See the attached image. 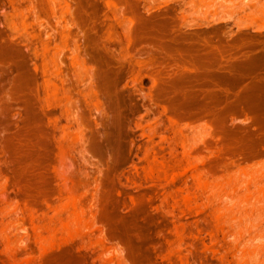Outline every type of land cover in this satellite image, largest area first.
<instances>
[{"label": "rangeland", "instance_id": "rangeland-1", "mask_svg": "<svg viewBox=\"0 0 264 264\" xmlns=\"http://www.w3.org/2000/svg\"><path fill=\"white\" fill-rule=\"evenodd\" d=\"M243 11L0 0V264H264V24Z\"/></svg>", "mask_w": 264, "mask_h": 264}, {"label": "crops", "instance_id": "crops-1", "mask_svg": "<svg viewBox=\"0 0 264 264\" xmlns=\"http://www.w3.org/2000/svg\"><path fill=\"white\" fill-rule=\"evenodd\" d=\"M229 5H234L237 10L240 8L244 9L242 13L238 12L235 18L230 20L231 22H240V20L237 19L245 18L243 20L244 23L264 24V0H229ZM263 29L264 28L246 30L264 32Z\"/></svg>", "mask_w": 264, "mask_h": 264}, {"label": "bare ground", "instance_id": "bare-ground-1", "mask_svg": "<svg viewBox=\"0 0 264 264\" xmlns=\"http://www.w3.org/2000/svg\"><path fill=\"white\" fill-rule=\"evenodd\" d=\"M77 209V208H76Z\"/></svg>", "mask_w": 264, "mask_h": 264}]
</instances>
